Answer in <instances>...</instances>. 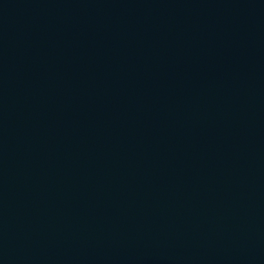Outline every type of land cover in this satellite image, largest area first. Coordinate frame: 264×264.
I'll return each mask as SVG.
<instances>
[{
    "label": "water",
    "instance_id": "1",
    "mask_svg": "<svg viewBox=\"0 0 264 264\" xmlns=\"http://www.w3.org/2000/svg\"><path fill=\"white\" fill-rule=\"evenodd\" d=\"M0 264H264V0H0Z\"/></svg>",
    "mask_w": 264,
    "mask_h": 264
}]
</instances>
